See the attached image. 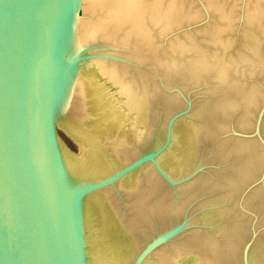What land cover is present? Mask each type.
<instances>
[{
    "label": "water",
    "instance_id": "obj_1",
    "mask_svg": "<svg viewBox=\"0 0 264 264\" xmlns=\"http://www.w3.org/2000/svg\"><path fill=\"white\" fill-rule=\"evenodd\" d=\"M0 264H264V0H0Z\"/></svg>",
    "mask_w": 264,
    "mask_h": 264
}]
</instances>
